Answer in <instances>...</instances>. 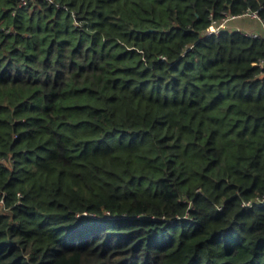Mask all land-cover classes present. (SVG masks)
Wrapping results in <instances>:
<instances>
[{"label": "trees", "instance_id": "1", "mask_svg": "<svg viewBox=\"0 0 264 264\" xmlns=\"http://www.w3.org/2000/svg\"><path fill=\"white\" fill-rule=\"evenodd\" d=\"M26 1L0 0V264H264V36L207 35L264 0Z\"/></svg>", "mask_w": 264, "mask_h": 264}, {"label": "built area", "instance_id": "2", "mask_svg": "<svg viewBox=\"0 0 264 264\" xmlns=\"http://www.w3.org/2000/svg\"><path fill=\"white\" fill-rule=\"evenodd\" d=\"M26 2H27L26 0H23V4H25ZM246 14L259 19L256 11L248 12ZM232 18H235V17H232ZM227 20L228 19L225 18L219 23H217L216 21H213V23L211 24V26L207 30V35H212V34L218 33L221 29H224L225 28L224 23L226 25ZM261 24H262V32L247 31L246 35L251 36V37H260L263 34V36H264V22L262 21ZM258 65L264 66V58L259 61ZM244 204L247 207H251L252 205H263L264 204V196L263 197H257L255 200L245 202Z\"/></svg>", "mask_w": 264, "mask_h": 264}, {"label": "rangeland", "instance_id": "3", "mask_svg": "<svg viewBox=\"0 0 264 264\" xmlns=\"http://www.w3.org/2000/svg\"><path fill=\"white\" fill-rule=\"evenodd\" d=\"M253 16H251V18H252ZM251 18L249 19L248 17L247 18H242V19H239L238 21H240V24L241 25H238L237 24V22H233L232 20V22L229 20L227 23H226V25H225V23H224V26L227 28L228 26H230L231 28L232 27H234L235 29H240V28H244V29H247V27H249V24L248 23H245L246 21H250L251 20ZM253 18H255V17H253ZM237 19V18H236ZM234 20V19H233ZM246 20V21H245ZM245 21V22H244ZM228 23H230V25L228 24ZM244 23V24H243ZM257 23H259V21H257ZM243 24V25H242Z\"/></svg>", "mask_w": 264, "mask_h": 264}, {"label": "crops", "instance_id": "4", "mask_svg": "<svg viewBox=\"0 0 264 264\" xmlns=\"http://www.w3.org/2000/svg\"><path fill=\"white\" fill-rule=\"evenodd\" d=\"M246 23H248L249 24V30H257V31H259V32H261L262 31V24H259V23H257V21H246ZM244 24V23H243ZM250 27L252 28V29H250ZM247 29H248V27H247Z\"/></svg>", "mask_w": 264, "mask_h": 264}]
</instances>
